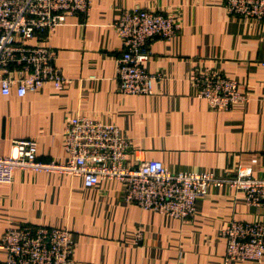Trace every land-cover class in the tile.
Wrapping results in <instances>:
<instances>
[{
	"label": "crops",
	"instance_id": "obj_1",
	"mask_svg": "<svg viewBox=\"0 0 264 264\" xmlns=\"http://www.w3.org/2000/svg\"><path fill=\"white\" fill-rule=\"evenodd\" d=\"M132 7L180 24L172 39L150 43L144 67L159 75L151 94H123L116 79L122 46L114 23ZM43 42L67 81L0 96V156L12 153L14 140L33 139L38 160L62 162L65 125L85 115L130 139L128 167L155 159L172 172L223 177L248 167L264 176V20L229 15L224 0H92L87 14L67 15ZM197 72L236 80L247 100L211 109L197 95ZM231 219L264 222V207L210 186L191 216L175 219L126 202L116 180L87 187L79 176L17 168L0 184V237L23 224L66 228L73 264H224L221 230Z\"/></svg>",
	"mask_w": 264,
	"mask_h": 264
},
{
	"label": "built area",
	"instance_id": "obj_2",
	"mask_svg": "<svg viewBox=\"0 0 264 264\" xmlns=\"http://www.w3.org/2000/svg\"><path fill=\"white\" fill-rule=\"evenodd\" d=\"M91 1L0 0V96L13 89L23 96L45 83L60 89L66 83L55 65L54 49L43 39L64 23L67 15L87 14ZM224 9L229 15L264 20V0H224ZM114 29L122 46L116 58L121 93L151 94L159 75L144 67L149 45L155 38L175 37L179 22L159 11L132 7L120 14ZM259 63L264 67V54ZM194 80L197 95L211 109L225 110L247 100L236 80L218 72H197ZM130 147V139L115 125L76 115L64 128V161H40L33 139L14 140L12 153L0 156V184L10 183L17 168L79 176L87 187L116 180L122 184L126 202L175 219L191 216L196 198L205 195L210 186L231 187L243 193L247 204L264 207V176H254L248 167L223 177L212 172H172L155 159L128 167L125 161ZM221 235L224 264L264 261V222L231 219ZM74 247L66 228L38 224L8 227L0 237L4 252L0 264H73Z\"/></svg>",
	"mask_w": 264,
	"mask_h": 264
},
{
	"label": "rangeland",
	"instance_id": "obj_3",
	"mask_svg": "<svg viewBox=\"0 0 264 264\" xmlns=\"http://www.w3.org/2000/svg\"><path fill=\"white\" fill-rule=\"evenodd\" d=\"M127 9H130V8H127ZM143 9H144V8H143ZM124 10H126V9H124ZM124 10H123V11H124ZM123 11H122V12H123ZM122 12H121V13H122ZM166 15H167V14H166ZM149 46H150V45H149ZM208 106H209V105H208ZM213 110H218V109H213ZM185 172H190V171H185ZM235 172H236V170L234 171V173H235ZM234 173H233V174H234ZM213 174H214V173H213ZM214 175H215V174H214ZM216 176H217V175H216ZM219 177H220V176H219ZM200 197H201V196H200ZM196 199H197V198H196ZM195 201H196V200H195ZM136 206H137V205H136ZM256 263H257V262H256Z\"/></svg>",
	"mask_w": 264,
	"mask_h": 264
}]
</instances>
